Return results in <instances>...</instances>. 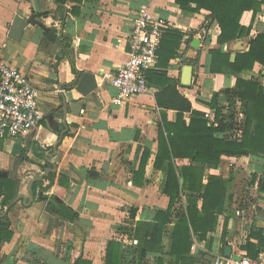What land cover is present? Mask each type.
I'll return each mask as SVG.
<instances>
[{"label":"crops","instance_id":"0c3cea01","mask_svg":"<svg viewBox=\"0 0 264 264\" xmlns=\"http://www.w3.org/2000/svg\"><path fill=\"white\" fill-rule=\"evenodd\" d=\"M74 4L67 2L66 7L71 9ZM79 7L81 14L69 11L63 25L56 0H0V56L31 77L44 112L40 125L29 134L9 138L0 133V170L8 173L0 178L16 181L20 195L5 210L0 205V215L11 206L7 215L13 232L11 240L0 244V264H107V247L112 241L121 243L114 264H158L159 257L162 264H218L221 257H227V246L232 254H246L241 246L251 230L263 229L264 234V195L259 189L250 191L264 178V159L223 156L218 168L207 170L226 181L227 199L215 228L204 239L193 238L191 262H178L171 254L174 224L165 226L161 250L156 251L154 217L169 206L164 193L168 161L162 169L155 167L159 131L163 118L176 122L178 111L157 104L159 89L152 81L149 93L115 104L117 91L109 77L128 60L126 39L138 12L147 9L165 19L169 28L185 34L178 56L166 68L167 75L180 80L178 89L194 111L213 118V96L219 93L220 105H228L222 91L234 88L237 76L212 73L210 50L229 53L232 60L236 53L247 51L251 37L264 31V2L253 21L252 14L246 18V25L252 23L251 36L222 45L218 44L219 25L209 12L185 11L174 0H82ZM16 15L29 21L20 41L9 36ZM186 65L193 67L189 86L182 84ZM85 72L96 77L97 88L91 96L76 87L77 76ZM242 77L254 78L264 86V67L256 63ZM240 105L238 101L236 109ZM191 117V112L184 114L187 124ZM146 148L150 155L144 173L138 175ZM23 152L29 161L19 159ZM47 163L51 166L43 171ZM190 164L195 162L175 159L181 183L182 166ZM54 167L57 171L50 174H55L56 184L38 190L29 204L30 185ZM242 192L245 198L239 200ZM53 196L78 212L75 224L48 211ZM182 199L185 205L202 206V198L187 190ZM248 199L255 208L249 207Z\"/></svg>","mask_w":264,"mask_h":264},{"label":"trees","instance_id":"16d2710c","mask_svg":"<svg viewBox=\"0 0 264 264\" xmlns=\"http://www.w3.org/2000/svg\"><path fill=\"white\" fill-rule=\"evenodd\" d=\"M73 1L75 4L71 9L66 3ZM179 7L189 12H200L205 10L220 28L218 44L222 45L238 38L251 36L252 23L246 25V18L252 14L253 19L262 11L264 0H174ZM58 4V18L65 25L67 13L72 11L74 15H80L79 4L82 0H56ZM47 15V12L42 13ZM45 34L51 40L54 35L48 28ZM184 33L178 29L168 28L164 31L160 49L159 62L148 72V83L152 81L158 87L156 94L157 104L166 109L178 111L175 123H170L163 118L159 131V150L156 156L155 167L162 169L168 161V175L164 187V193L169 197V206L166 210L157 211L154 217L156 226L155 249L160 251L165 226L174 224L172 234L171 254L178 262H191V245L193 238H206L208 232L215 228L218 214L223 210L227 199L226 181L217 175L207 173L208 169L218 168L223 156L241 157L256 156L264 159V86L254 78H244L243 74L253 70L256 63L264 67V31L258 32L251 37L249 49L235 54L222 52L220 49H211L212 55L211 72L214 74H231L237 76L234 88L224 89L223 94L227 97L228 105H220L219 93L213 96L211 107L214 117L210 125L204 114L194 111L191 101L178 89L179 79L170 78L166 68L170 61L178 56V49L182 43ZM74 70L76 71L75 67ZM241 103L244 114L241 120V134L239 138L225 136L226 130L235 128L236 104ZM229 110V111H227ZM192 113L189 124L184 114ZM43 154L41 153V156ZM150 155V150H144L138 175L145 171ZM176 158H189L195 162L194 165H184L181 169L183 183L175 165ZM22 161L30 159L23 152L20 157ZM51 164L42 166L43 171ZM207 176V183L204 177ZM45 180L49 183L45 185ZM255 181V177L252 182ZM137 181V176L135 179ZM139 183V182H138ZM17 182L9 178H0V205L2 210L10 205L14 199L20 197L17 192ZM56 184L55 174H50L43 179L33 182L34 201L37 191H46ZM68 182L64 184L67 187ZM258 189L264 195V178L258 180ZM184 190L198 194L202 198V206L185 205L182 199ZM58 192V193H63ZM29 202V200H28ZM27 202V203H28ZM48 211L56 214L62 220L76 223L78 212L67 206L61 199L53 196L49 200ZM11 220L7 214L0 215V244L11 240L13 232L10 230ZM226 231L224 229V237ZM252 239H256L254 242ZM225 240V239H224ZM246 254L257 259L264 252L263 229H252L247 242L241 246ZM121 243L112 241L107 247L106 263L119 259ZM158 264L163 259L157 258Z\"/></svg>","mask_w":264,"mask_h":264},{"label":"built area","instance_id":"2783aa9c","mask_svg":"<svg viewBox=\"0 0 264 264\" xmlns=\"http://www.w3.org/2000/svg\"><path fill=\"white\" fill-rule=\"evenodd\" d=\"M169 23L155 17L147 9H141L134 20L132 30L126 39L129 58L109 77L110 84L116 89L115 104L126 99L146 94L151 91L148 83V72L159 62V49L163 33ZM209 121L213 118H209ZM44 118L38 91L31 77L20 68L12 65L0 56V133L9 138L24 136L40 125ZM235 128L226 130L225 136L232 139L241 134L242 109H236ZM252 183V181H251ZM258 181L251 186V192H257ZM252 196V195H251ZM253 197V196H252ZM255 198V197H253ZM249 207L255 208L252 200H247ZM137 242V241H136ZM218 264H264V254L257 259L247 254L240 260L232 257H221Z\"/></svg>","mask_w":264,"mask_h":264},{"label":"water","instance_id":"95a60500","mask_svg":"<svg viewBox=\"0 0 264 264\" xmlns=\"http://www.w3.org/2000/svg\"><path fill=\"white\" fill-rule=\"evenodd\" d=\"M29 24V21L22 18L20 15H16L14 17L13 23H12V27L10 29V33L9 36L10 38H12L15 41H20L22 38V35L24 33L25 28L27 27V25ZM192 79H193V67L190 65H186L183 69V74H182V84L189 86L192 83ZM76 87L77 89L84 95V96H91V94L93 93V91L97 88V81H96V77L93 73L90 72H85L83 73L81 76H77L76 78ZM64 136V133L61 134L60 136V140H62ZM58 146V143L55 145V150ZM57 168L54 167L53 169H48L46 172H44L41 175V179L44 178L45 176H48L51 172H56ZM7 172L6 171H1L0 170V176H7ZM33 187L32 184L30 185V197H29V204L32 203L33 200ZM23 199L26 202V197H23ZM19 200V198L15 199L13 202V204H15L17 201ZM11 206H9L5 213L7 214L9 211V208ZM225 255L227 257H232L236 260H240L241 256L236 255V254H232V248L230 246H227L225 248Z\"/></svg>","mask_w":264,"mask_h":264},{"label":"rangeland","instance_id":"374dc122","mask_svg":"<svg viewBox=\"0 0 264 264\" xmlns=\"http://www.w3.org/2000/svg\"><path fill=\"white\" fill-rule=\"evenodd\" d=\"M240 107H241V105H240ZM227 111H229V110H227ZM245 194H246L245 192H244V193L242 192V193H241V196L239 197V200L242 199V198L244 199V198H245V197H244Z\"/></svg>","mask_w":264,"mask_h":264}]
</instances>
